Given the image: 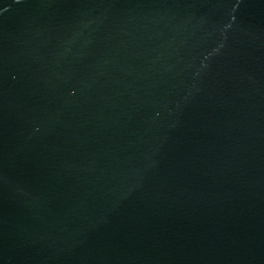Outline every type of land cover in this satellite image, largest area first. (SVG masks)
Instances as JSON below:
<instances>
[{"label": "water", "instance_id": "1", "mask_svg": "<svg viewBox=\"0 0 264 264\" xmlns=\"http://www.w3.org/2000/svg\"><path fill=\"white\" fill-rule=\"evenodd\" d=\"M0 264H264V0H0Z\"/></svg>", "mask_w": 264, "mask_h": 264}]
</instances>
